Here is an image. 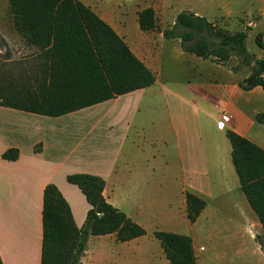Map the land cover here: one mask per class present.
Returning <instances> with one entry per match:
<instances>
[{
	"label": "crops",
	"instance_id": "0c3cea01",
	"mask_svg": "<svg viewBox=\"0 0 264 264\" xmlns=\"http://www.w3.org/2000/svg\"><path fill=\"white\" fill-rule=\"evenodd\" d=\"M78 1L125 41L155 81L57 118L0 106L2 264H40L43 191L48 184L61 192L77 227L83 225L90 206L66 181L77 173L101 177L106 201L152 233L170 232L175 188L188 222L186 193L204 201L187 233L195 264L214 261L206 253L211 247L219 257L249 241L251 251L264 261L256 242L257 237L264 242V228L241 189L226 137L232 130L264 150V125L256 121L264 113L263 90L242 88L251 66L239 68L237 57L224 63L203 59L183 51L179 39L163 36L176 16L186 12L231 32L247 29L246 42L261 34L264 44V0ZM147 8L153 9L158 30L140 29L138 12ZM259 49V54L248 51L264 59V49ZM87 109L102 115L77 119ZM222 116L229 118L226 124ZM38 144L40 151L34 152ZM12 148L19 151L17 160H4L2 154ZM159 259V264H169L162 250Z\"/></svg>",
	"mask_w": 264,
	"mask_h": 264
},
{
	"label": "trees",
	"instance_id": "16d2710c",
	"mask_svg": "<svg viewBox=\"0 0 264 264\" xmlns=\"http://www.w3.org/2000/svg\"><path fill=\"white\" fill-rule=\"evenodd\" d=\"M7 2L15 30L25 46L36 53L17 76L0 74V106L57 118L155 81L125 41L78 0ZM138 22L143 32L158 30L152 8L138 12ZM163 36L179 39L183 51L203 59L224 63L237 57L239 68L251 66L242 88L259 86L264 93V59L248 51L247 29L231 32L182 12ZM254 41L264 49L261 34ZM256 121L264 125V113L256 115ZM226 137L241 189L264 228V150L232 130L226 131ZM39 151L40 144L34 147V152ZM18 156L15 148L2 154L7 161ZM66 181L80 190L90 208L79 228L57 187L48 184L44 188L40 264H81L90 237L114 235L117 242L128 243L146 234L142 226L106 201L101 177L77 173L68 175ZM186 204L188 220L194 224L205 202L186 193ZM153 236L169 264H195L189 236L164 231H155ZM258 243L264 254V242Z\"/></svg>",
	"mask_w": 264,
	"mask_h": 264
},
{
	"label": "rangeland",
	"instance_id": "374dc122",
	"mask_svg": "<svg viewBox=\"0 0 264 264\" xmlns=\"http://www.w3.org/2000/svg\"><path fill=\"white\" fill-rule=\"evenodd\" d=\"M103 2L114 4V0ZM246 44L249 51L260 53L251 37ZM35 53L34 49L25 46L23 39L15 30L7 0H0V74L6 78L10 75L17 76L23 67H27L26 64L34 58ZM97 111L98 109H87L77 119L86 121ZM98 115L101 117L102 112L95 113L93 117L97 118ZM173 194L174 219L168 223V228L172 233L187 235L190 224L185 217L181 192L175 188ZM145 231L146 234L137 242L127 244L117 242L114 235L90 237L81 264H159V257L161 258L159 242L154 238L151 229ZM259 241H263V238L257 237L256 242ZM251 248L249 241L248 245L244 247L240 245L238 251L233 250L228 255L215 256L214 253L217 251L215 247H211L212 251L206 253L214 261L218 257L219 264H264L261 254L253 253ZM214 261L211 264H216Z\"/></svg>",
	"mask_w": 264,
	"mask_h": 264
},
{
	"label": "built area",
	"instance_id": "2783aa9c",
	"mask_svg": "<svg viewBox=\"0 0 264 264\" xmlns=\"http://www.w3.org/2000/svg\"><path fill=\"white\" fill-rule=\"evenodd\" d=\"M229 118L227 116H222L221 117V123L223 124H226L228 122ZM222 124H220V127L222 126Z\"/></svg>",
	"mask_w": 264,
	"mask_h": 264
}]
</instances>
